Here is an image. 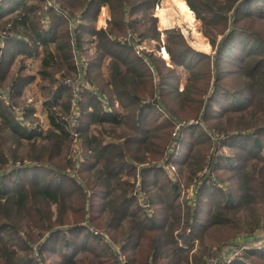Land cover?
<instances>
[{
	"label": "trees",
	"instance_id": "1",
	"mask_svg": "<svg viewBox=\"0 0 264 264\" xmlns=\"http://www.w3.org/2000/svg\"><path fill=\"white\" fill-rule=\"evenodd\" d=\"M185 1L201 21L204 34L215 49V70L201 71L204 59L211 57L192 50L179 30H166L164 53L167 58L169 56L178 66L188 68L197 63L200 68L190 69L186 86L179 91L175 68L167 65L162 54H147L135 49L142 41L139 38L147 36L134 28L135 24H141L135 18L136 13L159 5L161 0H54V4L50 3L46 8L48 0H0L2 264H46L45 250L52 248L53 244L57 252L54 256H59L61 261L51 264H77L78 259L72 258L69 252L80 244L75 240L78 232L91 233L90 230L99 227L104 228L113 240L124 237L122 248L133 242H139V246L140 239L147 241L140 255L125 258L124 263L118 254L113 253L114 264H179L185 251L180 240L190 241L196 237L200 242L208 231L228 225L232 209L250 205L249 196L254 192L252 183L255 178L249 169L253 160L259 161V173H264V35L245 27L244 22L264 18V0H259L258 8L262 11L258 13L248 9L249 0ZM10 6L15 8L5 14ZM104 8L110 11L111 22L115 25L95 30V25L90 22L95 21ZM7 17L9 19L5 21ZM127 31L132 33L128 32L130 38L123 36ZM92 48L95 49L93 55L89 52ZM40 52L43 53L38 72L41 80L55 77V73H50L51 68L59 72L66 67L68 71L81 74L78 80L81 90L87 87L85 80L91 81L90 76L86 79L87 74L82 73L95 70L100 75L104 60L109 59L112 95H106V87H96L91 81L94 87L82 93V98L87 99L86 105L72 97L74 90L64 83L66 77L58 79L48 94L50 98L43 102L47 129L34 128L37 119L33 123L29 119L36 114L35 108L19 110L13 100L23 86L36 77L23 76L26 65L21 64V70L16 73L12 65L19 55L34 59ZM192 54L199 58L195 60ZM224 72L244 78V87L236 90L229 86L231 83L218 82H223ZM211 79H215L213 86ZM154 80L158 82L154 84ZM202 83L209 88L207 93L197 86ZM6 86L12 90H6ZM155 93L161 99L168 93L177 94L178 105L192 110L194 120L200 118L201 123L205 122L211 128H205L199 134L201 124L188 125L191 120L181 119L178 113L168 111L165 114L161 102L150 99ZM214 102L219 108H214ZM80 104L81 120L86 118L87 123L78 129L75 126L79 123ZM247 106L251 114L259 111L262 120L255 123L252 117L240 115L235 125L240 128L223 133L227 130L226 125L235 122L233 117ZM154 110L159 112L156 121L151 114ZM70 118L72 130H69ZM105 124H110L112 132L103 130ZM91 126L100 127L97 134L92 132ZM72 131H81V137ZM79 137L87 147L78 172L80 181L67 170L76 167L78 160L72 163L63 154V147ZM114 138L124 140L115 142ZM184 145L187 147L179 162V166L188 170L184 184L180 179L170 180L168 174L159 184V175L156 176L155 172L164 168L156 163L161 159L166 163L174 162ZM26 147L31 150L24 155ZM126 154L138 163L129 161ZM43 169L59 175L60 179L23 174V170L35 172ZM218 171L231 173L230 179L237 182L241 192L233 194L232 190L223 188L215 179ZM16 172L20 175L14 177ZM152 173L155 177L151 176ZM61 177L69 182L65 184ZM138 180L141 191L150 194V199L144 202H138L140 197L133 194L138 189ZM149 186L155 191L148 190ZM208 186L212 190L214 187L216 193L213 190L208 194ZM185 190H191V197L179 201ZM97 199L102 203L94 210L93 201ZM195 201L191 216L188 214L182 225L178 219L188 213L183 207L187 202ZM44 206L49 209L47 213L43 211ZM149 207L153 209L151 215ZM36 213L39 215L38 226H35L38 234H28L14 242L11 237L3 235L7 229L11 236L16 235L15 231L21 230L23 222L31 220ZM262 220L258 214L255 229ZM149 235L155 236L154 243L148 241ZM252 238V235L244 236L241 240L247 243ZM227 243L228 239L222 245ZM81 244L85 250L86 240ZM241 246L244 245L240 244L238 249H242ZM21 250L23 256L19 254ZM243 251L247 254L237 256L231 264H253L264 260V249L244 248ZM212 254L210 250L208 256ZM248 258L255 259L248 262ZM200 263L206 264V258L197 262Z\"/></svg>",
	"mask_w": 264,
	"mask_h": 264
},
{
	"label": "rangeland",
	"instance_id": "2",
	"mask_svg": "<svg viewBox=\"0 0 264 264\" xmlns=\"http://www.w3.org/2000/svg\"><path fill=\"white\" fill-rule=\"evenodd\" d=\"M213 3V0H211ZM54 4V0H48V4L44 6V8L48 7L49 4ZM259 0H249L247 3L248 9L251 11H254L255 13L261 12L258 8L259 5ZM15 7L10 6L9 10L4 11L5 14L9 13L8 11L14 9ZM135 18H137L139 21H141V24H135L134 28L137 30L139 34H146L147 36L145 37H140V41L138 44H136L135 49L139 52L145 51V53L150 54L152 52L158 53L159 55H163L165 58L167 65H170L175 68V74L177 76L178 80V87L179 91H182L184 87L186 86L187 79L190 74V69H200L198 67V64H194L192 67L187 66H178L175 63H173L169 56L165 55V42H166V30L169 29H176L179 30V32L182 34L184 37L187 45L194 50L195 52H198L200 54H206L208 57H211V59L207 60L204 59V67L201 69L203 72H207L210 70H215L214 68V56H215V49L211 45V42L207 36L204 34V29L201 21L197 19L196 14L190 9L189 5L185 0H161V3L153 8H149L145 11H142L141 13H136ZM9 17H7L6 20H8ZM129 19V18H128ZM131 19V18H130ZM119 20V18L117 19ZM3 21V22H5ZM79 23V21L77 20ZM91 24H94L95 30H99L101 28H110L114 26L115 24L111 22V15L110 11L107 8H104L100 11L99 15L97 16V19L95 21H91ZM155 23L157 25V30H155ZM1 24V22H0ZM49 25V24H48ZM244 26L250 28L251 30L255 32H260L263 33L264 35V18H255L252 20H248L244 22ZM1 27V25H0ZM130 31H127L126 36L124 38H130L131 34L128 33ZM5 33L2 32V36L5 37ZM136 36V35H135ZM137 37V36H136ZM220 36L218 37V40H220ZM138 41V39H137ZM51 47H54L52 45ZM143 50V51H142ZM90 54L93 55L95 53V49H90L89 50ZM167 53V52H166ZM36 55V54H35ZM168 55V54H167ZM197 60L199 56H196L195 54H192ZM25 58L24 62L20 63L21 60ZM42 58H43V53L40 52L37 54L34 59L27 58V56L24 55H19L16 60L14 61L12 65V69L14 72H19L21 70V64L26 65V68L23 70L22 74L23 76L25 75H33L36 77L35 80L31 81L30 83H27L23 86L22 90L20 93H18L14 100L13 103H15V107L19 110H22L26 107L29 108H35L36 114L29 119L30 123L34 122V119L36 118L37 120L34 122L35 127L34 128H39V130H46V122H45V112H44V106L43 102L45 99L50 98L48 95L52 90V88L55 87V85L58 83V79H62L66 77V80L64 83L67 84V86L71 87L74 92H73V98L74 99H79V101L83 102L84 104H87V99L82 98V93L85 92V90L92 89L94 86H92L91 81L95 83L96 87H106L108 91H106V95H112V92L110 91L111 85L109 84L110 80V72H109V59L104 60V64L101 69L100 75H97V71L93 70L91 73H82V74H87L86 79L90 76V80H85L87 87L85 88H80L78 80L81 74H78L76 72L68 71L66 67H62V70L59 72H56V68H51L50 73H55V77L53 79L57 80L55 83L54 80H41L38 76V72L41 70V64H42ZM224 74L223 77L221 78L222 81H218L224 84L231 83L229 85L230 87H233L234 89H240L244 87L245 81L244 78L239 76H229L226 72L222 73ZM212 80V86L215 83V79ZM157 83V80H154L153 83ZM197 85V84H196ZM202 87V92L208 91L209 88L205 86L204 83L197 85ZM6 90H12L9 88V86L5 87ZM72 90V91H73ZM8 97V96H7ZM115 97V96H114ZM152 97V98H151ZM150 99L152 101H160L161 106L165 108V114L170 111L171 113H178L180 115L181 119H188L191 120L188 125L192 124H201L202 128L199 127L198 132L199 134L204 131L205 128H211L208 126L205 122L201 123L200 118L198 120H194L193 116V111L188 109V108H183L178 105V95H170L169 93L163 96L161 99L157 93L154 94V96H151ZM9 98V97H8ZM201 101L204 103L203 97L201 96ZM8 100V99H7ZM9 101V100H8ZM11 102V101H10ZM223 104V102H221ZM199 104V103H198ZM33 106V107H32ZM188 107L191 108L190 105H187ZM214 108H219V104L217 102H214L213 104ZM118 105L116 104V108ZM161 107V108H162ZM199 107L201 109V105L199 104ZM198 107V108H199ZM203 107V106H202ZM250 110L248 109V106L243 109L242 112H239L238 116H234L233 120L235 122L231 125H226L227 130L225 132H231V131H236L240 127L235 126L240 118V115H244L246 117H252L251 120L254 121L255 123L260 122L262 120V115L259 113V111L249 112ZM215 112V111H213ZM83 114L81 104H80V109L78 112L79 115V123L75 126L79 128H83L84 124L87 123L86 118H83L81 120V115ZM151 114H154L153 116V121L157 120V117H159V112L154 110L151 112ZM161 118H166L165 116H161ZM227 121V120H226ZM69 130H72V118L69 119ZM187 125V124H186ZM185 125V126H186ZM182 126V125H181ZM103 130L107 131L108 133L112 132V129L110 127V124H105L103 126ZM183 127H180L182 129ZM92 132L97 134L98 130H100V127L97 126H91ZM216 132H218L217 128H214ZM78 136L81 137L82 132L81 131H72ZM117 132L119 133L120 130L118 129ZM196 134L194 133L193 136ZM80 137L77 139H73L70 143L66 144L63 148V154L64 156L68 159L71 160L72 163L74 160H78L76 163V167H68L67 170L70 172V174L74 175L78 181H80V175L78 174L80 164L81 162L84 161L85 155L87 153V147L86 145L81 141ZM191 135L188 136L190 138ZM108 139L111 138V136L107 137ZM264 139V137H263ZM124 139H118L114 138L115 142H120L123 141ZM240 140L238 141V143ZM10 142H8V145ZM175 145V141L173 143V146ZM14 146V145H13ZM187 147L186 145L181 146L180 151L177 152V156L174 160V162L171 163H166L165 160H160L161 162L156 163V166H161L164 168L163 171L158 170L155 172V175L158 176L159 178L157 179L158 183H161L162 178H166L168 174V178L173 181H177L180 179L181 183L184 184L186 180V175H187V168L179 166V162L182 159L183 151ZM31 148L26 147L24 151V155H27L30 153ZM170 152H172V148L170 149ZM126 157L129 161H133L134 163H138V160L134 158H130L127 154ZM34 166V163L33 165ZM26 170V169H25ZM23 170V174L30 175V176H41L45 175L54 178L55 180L60 179L58 176L55 175L54 173H50L47 170H35V172L32 171H25ZM187 170V171H186ZM252 171L254 174L253 178L255 180L253 181V186H254V192L250 193L249 196V201L250 205L247 208H240V209H232L229 212L228 218L230 219V222L226 227H222L220 229H212L205 233L203 235L202 240L200 242L196 239V237H193L190 241L188 240H180L179 243L182 245V248L185 250L183 251V257L180 259L179 264H197V262L205 261L206 258V264H210V260L213 259L214 262L212 264H230L229 258L226 257L230 251L234 252H239L238 246H240V242H242L241 238L244 236H253V238L248 241L247 243H244V246L248 247L247 250L249 249H254V250H263L264 249V173L261 174L259 173V170L261 171V164L259 163L258 160H253L249 171ZM39 173V174H38ZM41 174V175H40ZM231 173L228 172H222L218 171L215 179L221 184V186L225 189H230L232 190L233 194H238L241 192L240 186L237 184V182L233 179H230ZM20 175V173L16 172L13 176L16 177ZM54 175V176H52ZM155 175L152 173L151 176ZM128 176H126L124 179H127ZM62 178V177H61ZM64 183L67 184L69 182L68 179L62 178ZM11 179H9V182ZM139 180L137 181V187L136 190L133 192L134 195L140 197L138 202H144L148 199H150V194H145L146 191H141L140 185H139ZM223 184V185H222ZM10 185V184H9ZM182 188V186H181ZM148 190H152L153 192L155 189H152L149 186ZM213 190L216 193V190L213 187ZM212 190L211 186H208V194L210 192H214ZM206 191V194H207ZM191 190H185L181 192V197L179 201H182L185 197L186 199L189 200L191 197ZM204 195V197L206 196ZM208 198V197H206ZM197 201V200H196ZM195 202H187L186 206L183 207L184 209H187L188 213L182 214V217L178 221L181 222L183 225L184 221L187 219L188 214L191 216L194 204ZM102 201L99 202V200L93 201L94 204V210H97L98 205L101 204ZM149 203V202H147ZM182 203V202H181ZM148 206V205H147ZM146 207V206H145ZM149 214H152L153 209L148 208ZM43 211L47 213L49 209L47 207H43ZM92 214H95L92 212ZM261 216V219L263 217L262 223L259 227L256 229L254 228V223L255 220L257 219V216ZM39 215L36 213L34 217L31 218V220L24 221L21 227V230L15 231L16 235L11 236L10 230H5L3 232V235L9 238H12V242L14 241H19L20 237H25L28 234H38L39 231L35 228V226H38L37 220H38ZM72 218V217H71ZM174 220V218H173ZM170 221H172V218H170ZM98 231V232H96ZM119 232H122V229L118 230ZM91 233L84 232L83 230L78 232V238L75 239L76 243H80L79 245L74 246L70 252L69 255L72 256V258L78 259L77 264H114V254H118L120 257L121 262H125V258H134L135 255H140V251L143 250L144 245L147 244L146 240L140 239L142 242L141 245L138 246V243H132L131 246L122 248L121 246L124 243V237H120V240H113L111 239V236L108 232L105 231L104 228H98V229H92L90 230ZM91 234L92 236H89ZM104 234V235H103ZM96 236H98L96 238ZM155 236L154 235H149L148 241L150 243H154ZM228 239V243L226 245H222L225 243ZM86 240V249L83 250L82 248L84 247L83 244H81L83 241ZM89 242V243H87ZM126 244V243H125ZM55 245L53 244L52 248L45 250V254L47 255L46 260L44 261L46 264H51L53 262H59L61 261V258L59 256H54V253H57L55 251ZM243 247V246H241ZM48 248V247H47ZM108 248V249H107ZM46 249V248H45ZM214 254L209 255V252ZM103 252V253H102ZM240 250L239 256H245L247 253ZM20 255H24V252L21 250L19 252ZM189 256V258L187 257ZM33 256L35 257V253H33ZM37 256V255H36ZM196 256V257H195ZM208 256V257H207ZM185 257H187L185 259ZM210 258V259H209ZM255 258H248L247 261L251 262ZM198 260V261H195ZM0 264L2 262L0 261ZM201 264V263H200ZM253 264H264L263 262L260 261H254Z\"/></svg>",
	"mask_w": 264,
	"mask_h": 264
},
{
	"label": "built area",
	"instance_id": "3",
	"mask_svg": "<svg viewBox=\"0 0 264 264\" xmlns=\"http://www.w3.org/2000/svg\"><path fill=\"white\" fill-rule=\"evenodd\" d=\"M240 244H243L244 245V243H243V241L242 242H240ZM244 248H248V247H246V246H243V248L242 249H239L238 251L239 252H234L233 253V251H230V253L226 256V257H228L229 258V263L230 262H232L237 256H239V254H240V250H243ZM214 262V260L213 259H211L210 260V264H212ZM216 264V263H215ZM231 264V263H230Z\"/></svg>",
	"mask_w": 264,
	"mask_h": 264
}]
</instances>
